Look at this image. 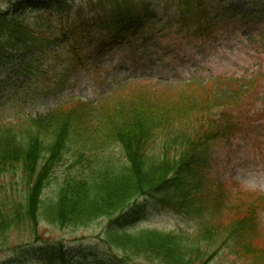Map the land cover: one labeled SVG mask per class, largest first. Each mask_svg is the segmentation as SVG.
<instances>
[{"label": "trees", "instance_id": "16d2710c", "mask_svg": "<svg viewBox=\"0 0 264 264\" xmlns=\"http://www.w3.org/2000/svg\"><path fill=\"white\" fill-rule=\"evenodd\" d=\"M172 1L182 15L187 14L189 20L196 21L198 25L205 19L208 23V18L220 8L219 5L215 8L206 0ZM75 2L48 0L45 8L36 3L45 9V14L36 16L37 24L31 25L23 13H36L33 4H27L25 0H7V7L0 11V63L6 62L2 64L3 68L6 69L19 53L28 51L32 62L22 71L21 76L25 78L46 50L50 55L57 54L55 41L64 37L65 26L73 32L87 30L94 16V8H101L109 2L116 3L118 10L129 12L134 7L131 0H89L88 13H84L82 8L78 9V13H72ZM141 5L146 6L145 2ZM261 7H264V2L258 6L259 9ZM142 10L146 11V8L142 7ZM254 14L246 18H252ZM261 18H264V13ZM133 33L136 38L149 35L143 29ZM120 37L128 38L116 36ZM17 70L15 78L19 76L20 67ZM135 86L183 93L189 96L187 105L190 108L170 122L168 118L156 117L142 107L134 110L138 111L135 116H131L130 111L125 114L123 110L116 112L112 120L108 119L105 111L107 119L94 123L92 113L104 111L99 109L103 101L100 99L97 101V112H94V107L88 106L91 103H80L78 110H74L79 113L63 109L39 118H32L28 113L0 118V178L19 173L21 186L36 197L57 168L65 167L59 188L55 196L50 197V201L58 205L59 216L51 219L54 224L60 222L59 217L65 220L63 213L67 215L68 212L64 208L82 211L85 219L95 216L109 219L144 197L156 198L161 208L171 212L189 210L194 200L188 202L163 194L167 188L171 189L177 182L185 180L191 183L194 194H198L204 203V213L203 209L200 214L195 213L198 223L193 231L164 233L140 230L129 234L127 238L133 240L126 239V234L111 232L109 236L113 238L105 244L112 248V245L117 246L126 257L154 258L162 260L163 264H209L220 248L225 246L235 254L243 253V245L252 247L255 244L258 247L264 234L258 229L252 207H247L240 196L227 197L202 165L210 143L223 136L235 135L237 129L227 114H223L224 120L213 119L212 122L206 117L217 105L233 101V95L238 94H227L223 90L212 93L210 85L195 82L173 91L157 88L147 82L129 83L118 86L111 94ZM127 105L129 108L130 105ZM169 129L186 137L182 141L176 140L177 137L173 135H161ZM180 170L184 171L185 179L176 177ZM8 186L13 189V184H10L0 187V190ZM201 198L198 201L202 206ZM256 201L261 202V199ZM8 217L7 212H0L3 225ZM125 240L130 244L125 245ZM255 261L264 264V254L255 257Z\"/></svg>", "mask_w": 264, "mask_h": 264}, {"label": "rangeland", "instance_id": "374dc122", "mask_svg": "<svg viewBox=\"0 0 264 264\" xmlns=\"http://www.w3.org/2000/svg\"><path fill=\"white\" fill-rule=\"evenodd\" d=\"M47 1L25 0L27 4H33L36 12L23 13L31 25L37 24L36 16L45 14L42 6L45 8ZM75 1L79 4L88 0ZM148 1H153V4L158 2ZM231 6L238 7L240 11L244 3L233 1ZM6 7L7 0H0V11ZM171 16V12L167 14V18ZM163 17L166 18V15ZM181 27L178 18L170 19L153 42H141L142 52H135L128 45L109 43L104 50L96 49L91 54L80 55L75 67L68 65L64 51L62 57H57V62L49 57L37 61L30 74L31 81L21 76L32 62L30 52L19 53L6 69L2 66L6 62H1L0 118L16 113H28L32 118H39L63 109L75 112L80 103H91L88 106L94 107V112H97V101L102 99L99 109L104 111L92 113L94 123L106 120L108 115V119L112 120L114 113L121 110L124 114L130 111V115L135 116L138 111L134 110L142 107L156 117L168 118L170 122L190 108L187 105L189 96L136 86L116 94L111 92L117 85L135 81L152 82L159 88L173 90L191 80L210 81L223 77L245 80L257 74L264 79V52L254 43L257 37L252 36L259 33L258 29L251 31L240 23L235 28L217 31L214 39L197 40L193 33L188 37L181 34ZM191 29L193 31L194 26ZM57 42L62 44L60 40ZM73 44L74 41L70 40L67 47ZM18 67L19 76L15 78ZM261 86L264 99V81ZM104 106L106 108H102ZM250 108L254 110L255 106L249 104L248 110ZM230 111L238 117L243 109L234 102ZM257 116L260 120L251 135H238L228 143L217 142L208 148L204 170L208 171L209 177L218 180L230 196L238 193L264 196V109H256L253 117ZM161 135H173L176 140L182 141L185 136L170 129ZM65 170V167L57 168L36 197L21 186L19 173L0 178V187L13 184V189L8 186L0 190V212L9 214L5 225L0 222V264H163L162 260L154 258L126 257L123 251L110 243L109 239L113 237L109 234H126V239L133 240L127 238L129 234L140 230L191 232L198 223L195 213L200 214L202 209L204 213L203 199L195 195L191 183L184 180L171 189L167 188L163 194L188 202L194 200L192 204L195 205H189V210L169 212L158 205L156 198L144 197L109 219L99 216L85 219L82 211L62 206L68 212L67 215L63 213L66 218L62 220L59 217L60 222L54 224L51 219L59 216L58 205L53 204L50 197L55 196ZM178 176L185 179L184 171L180 170ZM195 196L197 198L193 199ZM260 216L259 224L264 231V211H260ZM260 239L258 247L255 244L252 247L243 245V253L235 254L228 246L220 248L209 264H259L255 257L264 254V238ZM107 240L113 248L105 244ZM124 243L130 244L127 240Z\"/></svg>", "mask_w": 264, "mask_h": 264}]
</instances>
